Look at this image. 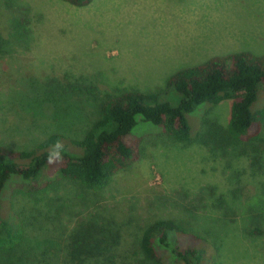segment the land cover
Listing matches in <instances>:
<instances>
[{
  "label": "rangeland",
  "instance_id": "rangeland-1",
  "mask_svg": "<svg viewBox=\"0 0 264 264\" xmlns=\"http://www.w3.org/2000/svg\"><path fill=\"white\" fill-rule=\"evenodd\" d=\"M0 43V146L31 149L54 134L82 139L117 94L164 93L160 101L178 107L180 96L167 89L175 73L235 53L263 56L264 0H93L83 8L0 0ZM231 104L188 115L189 143L139 117L144 158L116 177L105 208L131 231L160 218L186 222L207 238L215 264H264V128L255 144L230 139ZM45 179L53 182L38 194H6L7 208L35 232L0 264H39L83 213L75 183L56 170ZM257 227L263 235L252 234Z\"/></svg>",
  "mask_w": 264,
  "mask_h": 264
},
{
  "label": "trees",
  "instance_id": "trees-1",
  "mask_svg": "<svg viewBox=\"0 0 264 264\" xmlns=\"http://www.w3.org/2000/svg\"><path fill=\"white\" fill-rule=\"evenodd\" d=\"M60 1L83 8L93 0ZM4 47L0 43V52L6 53ZM167 89L180 96L178 107L162 103L164 93L125 91L102 103L99 118L80 140L54 134L31 149L0 146L1 257L11 260L30 230L34 231L30 219L7 208L6 194L12 187L38 194L53 182L45 175L56 170L59 179L77 185L76 204L84 214L77 216L70 232L57 236L59 246L42 251L39 264H215L216 256L206 255L211 247L207 238L191 232L186 222L160 218L131 231V223L105 208L104 198L116 177L144 158L142 138L134 133L139 117L160 128L165 137L189 143L194 135L187 116L201 106L230 101L229 138L245 144L259 142L264 128V55L244 52L213 58L172 75ZM57 144L63 146L62 158L50 163ZM49 222L55 225L59 220ZM252 234L263 235V231L257 227Z\"/></svg>",
  "mask_w": 264,
  "mask_h": 264
},
{
  "label": "clouds",
  "instance_id": "clouds-1",
  "mask_svg": "<svg viewBox=\"0 0 264 264\" xmlns=\"http://www.w3.org/2000/svg\"><path fill=\"white\" fill-rule=\"evenodd\" d=\"M62 147H63L62 144H57L56 150L53 153H51L49 156V162L50 163H54L57 160L62 158L61 157V151H60L62 149Z\"/></svg>",
  "mask_w": 264,
  "mask_h": 264
}]
</instances>
